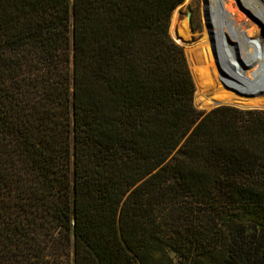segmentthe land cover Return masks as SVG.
I'll use <instances>...</instances> for the list:
<instances>
[{"label": "trees", "instance_id": "obj_1", "mask_svg": "<svg viewBox=\"0 0 264 264\" xmlns=\"http://www.w3.org/2000/svg\"><path fill=\"white\" fill-rule=\"evenodd\" d=\"M183 1L0 0V264H264V109L196 108Z\"/></svg>", "mask_w": 264, "mask_h": 264}, {"label": "bare ground", "instance_id": "obj_2", "mask_svg": "<svg viewBox=\"0 0 264 264\" xmlns=\"http://www.w3.org/2000/svg\"><path fill=\"white\" fill-rule=\"evenodd\" d=\"M204 8L202 38L186 50L197 87L195 100L204 107L264 105V33L252 37L259 25L264 32V0H204ZM175 22L174 13L172 35ZM180 33L178 29L182 42Z\"/></svg>", "mask_w": 264, "mask_h": 264}, {"label": "rangeland", "instance_id": "obj_3", "mask_svg": "<svg viewBox=\"0 0 264 264\" xmlns=\"http://www.w3.org/2000/svg\"><path fill=\"white\" fill-rule=\"evenodd\" d=\"M174 13L176 14V22L174 24V29L176 28L177 30L179 29V31H181L180 35L182 36L183 40L179 44L183 47L186 58H187V54H186L187 48H194L199 43V41L202 38L203 30L206 27L204 0H188L187 2H184L181 6L177 7L176 11L172 12L171 14L170 25H171L172 17ZM170 25H169V30H170ZM262 31H263V28L261 25H259L257 27L256 32L254 33L252 37L257 38L260 35H263L264 32ZM182 32L185 34L182 35ZM187 62H188V59H187ZM188 65H189V62H188ZM189 69H190V66H189ZM194 85H195V91H194L193 102L196 108L201 109V110L203 109L205 111L214 108V105L209 106V107H204L201 104L199 105V103L195 100L197 98V93H196L197 87H196L195 81H194ZM261 96H264V92H262ZM233 106L239 107V105L237 104ZM240 108H243V107H240ZM170 255L173 257L174 261L177 262L178 257L175 255V253L170 252Z\"/></svg>", "mask_w": 264, "mask_h": 264}, {"label": "water", "instance_id": "obj_4", "mask_svg": "<svg viewBox=\"0 0 264 264\" xmlns=\"http://www.w3.org/2000/svg\"><path fill=\"white\" fill-rule=\"evenodd\" d=\"M187 1L188 0H184L183 3L184 2H187ZM182 4L178 5L177 7L181 6ZM176 8H174V10L172 12L176 11ZM174 32L175 33H173V35H172L171 32H170V30H169V33H170L171 37L174 39L175 42H177L179 44L180 42L178 41V39H181V37L178 34H176V32H177V29L176 28L174 29ZM220 105H235V104L219 103V104H215L214 107L220 106ZM239 107L264 109V105H260V106H258V105H251V106H239Z\"/></svg>", "mask_w": 264, "mask_h": 264}]
</instances>
